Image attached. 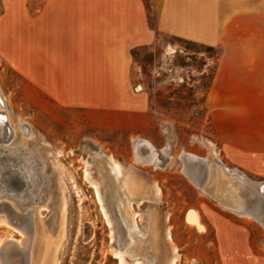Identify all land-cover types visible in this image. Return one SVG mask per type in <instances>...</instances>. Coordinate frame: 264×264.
I'll list each match as a JSON object with an SVG mask.
<instances>
[{
  "label": "rangeland",
  "instance_id": "374dc122",
  "mask_svg": "<svg viewBox=\"0 0 264 264\" xmlns=\"http://www.w3.org/2000/svg\"><path fill=\"white\" fill-rule=\"evenodd\" d=\"M146 3L155 25L156 0ZM219 53L218 48L163 34L155 43L133 49L132 82L137 92L142 86L138 92L142 96L134 97L139 107L118 112L59 105L0 57V91L9 110L0 102L9 122L2 119L0 124H8L10 130V123L23 118L32 127L29 135L23 134L24 127L18 128L4 142L27 165L37 162L35 167L42 174L37 184L38 173L32 175L24 201L10 195L18 189L3 184L0 247L4 240L11 245L2 247L0 264H120L121 257L125 264L138 260L166 264L173 251L176 264H264V223L232 209H256L259 203L248 202V191L254 197L257 194L226 173L231 194H217L213 186L217 167L211 181L201 179L202 187L183 171V152L238 168L223 155L206 105ZM140 138L158 149L159 165L138 161L134 146ZM148 151L142 148L145 155ZM108 157L122 164L118 184L107 176ZM132 175L145 181L150 191L129 201L130 221L115 189ZM5 200L15 212L3 205ZM28 206L33 210L27 211ZM191 208L205 229L187 222ZM155 215L160 216L164 241L159 250L151 241ZM25 237L30 241L22 251Z\"/></svg>",
  "mask_w": 264,
  "mask_h": 264
},
{
  "label": "crops",
  "instance_id": "0c3cea01",
  "mask_svg": "<svg viewBox=\"0 0 264 264\" xmlns=\"http://www.w3.org/2000/svg\"><path fill=\"white\" fill-rule=\"evenodd\" d=\"M2 0L0 57L64 107H139L133 49L160 34L218 48L206 98L226 160L264 180V0Z\"/></svg>",
  "mask_w": 264,
  "mask_h": 264
},
{
  "label": "bare ground",
  "instance_id": "6f19581e",
  "mask_svg": "<svg viewBox=\"0 0 264 264\" xmlns=\"http://www.w3.org/2000/svg\"><path fill=\"white\" fill-rule=\"evenodd\" d=\"M0 102L2 103V105L0 104L1 107H5V109L7 110V104H6L5 98H4V96H3V94H2L1 91H0ZM8 111L9 110H7V112ZM6 116H7L6 112L5 111L3 112L1 110L0 111V121L3 119L4 121H6L9 124ZM8 124L7 125L0 124V143H1V146H0L1 147V150H0V184H1V188H0V190L2 191L0 193L2 195H4V193H5L4 191L6 190L5 189V186L3 185L5 183H3L2 175H6L7 174L6 176H8V173L6 171V166L7 165H10V166L14 165L15 158H17V153L13 149L14 147H12L10 145V143L7 144V143L4 142L5 141V137L8 136L10 133L13 136H15L17 134V132H18V128H22V127H24V133H23L24 135H29L32 132V127L30 125H28L23 118H20V119L18 118L17 119V124H14L13 122H12V124L10 123V126H11V129L10 130L8 128ZM7 128H8V130H7ZM13 136L10 137L9 141H11L13 139ZM143 147H147L148 148L149 151H148V154L147 155H145L142 152V148ZM15 150H18V149L15 148ZM5 151L8 152V153H6ZM134 152H135V156L138 159V161L145 162V163L155 162L157 165L160 164V158H158V155H159L158 149L153 145L152 142H150L147 139H144V138L138 139L135 142ZM181 157H182V159L184 161L183 171L186 173V175L191 180H193L199 186L202 187L204 185L201 182V179L203 177H205L206 182L207 181H211L210 179H212V177L214 175V168L217 167L218 168V170H217L218 171V175L215 176V182L213 183V186H214L215 191H216L217 194H220L223 197H227V196H229L231 194V192L229 191V186H228L227 178H226V174H228L231 177H234L233 179L237 180L238 183L240 184V186H242V184H241L242 182L245 183V184H247V186L250 187L253 192H255L257 195H260L259 197H261V199H264V180L263 181L262 180H254V179H252L251 177H249L245 172H243L239 168L230 167V166H228V165H226L224 163L215 162V161H213V160H211V159H209L207 157H202V156H199V155L194 154V153H191V152H183L181 154ZM98 160L100 161L102 159H98ZM105 165L107 167V172H108L107 173V176L111 180H113V184H115V183L118 184V180H119V178H120V176L122 174V170H123V168L121 166L122 164H120L119 161L116 162L111 157H108L106 159V164ZM25 167L28 169V166L27 165ZM28 172H32L33 175L35 174V172H34L33 169H31ZM29 177L31 178L32 176H29ZM90 181H91V179H90ZM144 182L138 176L132 175V176H130L129 180L127 182H125V185H121V187H117L115 189V191L117 193V197L120 200L119 203H120L121 210H122V212L125 214V216L130 221H131V218H130V215H129V212H128V210H129L128 209L129 201H131V199L133 198V196L136 195V194H141V195L146 194L147 195V193L150 191V188H149V190H147V187L148 186H145V183ZM31 185H32V183L30 182L29 186H31ZM146 185H147V183H146ZM153 187H155V190L153 189L154 190V195L155 196H158L159 193H158V190H156V186L154 185ZM153 190H152V192H153ZM233 190H236V189H233ZM146 195H143V197L144 196L146 197ZM18 198H19L20 201H24V199H25L24 196H21V195ZM102 200H103V198H102ZM3 202H4L3 205H5V207L7 206L8 208H10V209H12L14 211V209H13L14 206L10 202H8V201H3ZM1 204H2V202H0V205ZM30 209H31L30 206L26 207V210L27 211L30 210ZM232 209L235 210L236 212L240 213V214H246V215H251V216L257 217L260 221H262L264 223V220H263V217H264V206H262L260 203H259V205L257 206L256 209H253V208H251V209L250 208H245L244 206L243 207H239V206L236 207L235 206ZM32 210L33 209H31L30 211H32ZM1 212H2V210H1ZM28 214H29V212H28ZM35 214H36V216H38L37 215L38 213L35 212ZM157 215H159V214H157ZM157 215H155L154 218H153V227H154L153 229H154V231H153V236H152V240L151 241H152L153 245L155 246V248H157L159 250V248H161V245L164 246V244H162L164 241L160 237L162 235V233H160V225H159V222H160L159 221V217L160 216H157ZM35 218L37 220V217H35ZM28 219H31V218L29 217ZM186 220H187V222H189L191 224L198 225L201 229H205V226L201 223L200 216H199L198 212L195 209H193V208H191V209H189L187 211V213H186ZM38 223H40V222H38ZM41 223H42V221H41ZM36 225H37V223H36ZM132 225H134V224L132 223ZM161 229H162V226H161ZM161 232H162V230H161ZM166 232L168 234V231H166ZM167 237L168 238L170 237L169 234H168ZM160 238L162 239V241H161ZM29 241L30 240H28L27 237H25L24 239H22L21 244L23 245V247H22V245H20L21 246L20 248L22 249V251H23V249L25 247H27L29 245ZM9 244H10L9 241L4 240L2 246L0 247V251L3 250L2 249L3 246L9 245ZM168 246H170V245H168ZM5 248H7V247H5ZM142 248H143V245H141V248L139 247V250H141ZM162 249H163V252H164V248H162ZM31 259L33 260V251L31 253ZM176 260H177V255L173 251L172 255L167 257L166 264H176ZM7 264H8V262H7ZM120 264H125V261H124L123 257H121V263ZM137 264H142V263H141V261L138 260L137 261Z\"/></svg>",
  "mask_w": 264,
  "mask_h": 264
},
{
  "label": "water",
  "instance_id": "95a60500",
  "mask_svg": "<svg viewBox=\"0 0 264 264\" xmlns=\"http://www.w3.org/2000/svg\"><path fill=\"white\" fill-rule=\"evenodd\" d=\"M15 165H18V168H16ZM26 165L27 164L25 162V159H23L22 155H20L18 153L17 154V158H15L14 165H12V166L7 165L6 166V171L8 173V176L2 175L3 182L6 185H10L12 188L18 189L16 191H13L10 194L14 198H18L20 195L21 196H24V197L29 195V193H28V187H29V184L31 182V179H29L30 178L29 176H32L33 173L32 172H28V171H30L31 169L34 170L35 174L38 173V175L36 174V177H35V180H36L35 184H37V180H39L40 178L42 180V176H41L42 174L39 173L40 172V169H38L39 166L36 163H34L30 167H29V165H27L28 166V169L25 167ZM36 165L38 166L37 168L35 167ZM20 190H22V192H19ZM39 196L40 195H37L35 197V200L39 199ZM259 196L260 195H257L256 197H254L253 195L250 194V191H248V202H250V203L253 204L254 201H255L257 203H260L262 206H264V199H261V197H259ZM5 201H7V200H5Z\"/></svg>",
  "mask_w": 264,
  "mask_h": 264
}]
</instances>
